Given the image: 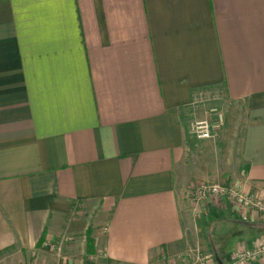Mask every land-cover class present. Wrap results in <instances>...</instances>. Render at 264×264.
I'll use <instances>...</instances> for the list:
<instances>
[{
	"label": "crops",
	"instance_id": "crops-1",
	"mask_svg": "<svg viewBox=\"0 0 264 264\" xmlns=\"http://www.w3.org/2000/svg\"><path fill=\"white\" fill-rule=\"evenodd\" d=\"M201 182L264 200V0H0V264H230L264 242L263 216L195 212Z\"/></svg>",
	"mask_w": 264,
	"mask_h": 264
},
{
	"label": "built area",
	"instance_id": "built-area-1",
	"mask_svg": "<svg viewBox=\"0 0 264 264\" xmlns=\"http://www.w3.org/2000/svg\"><path fill=\"white\" fill-rule=\"evenodd\" d=\"M222 111L216 107H210L206 115L199 119H193L189 123V133L198 139H209L216 136L215 131L223 124ZM194 210L197 212L202 206H210L221 200V205L229 208H238L264 217V200L258 199L250 193L227 184L201 182L194 184L189 191ZM198 213V212H197ZM198 215V214H197ZM201 264H215L212 256H199ZM264 264V242L250 248L237 250L231 258L230 264Z\"/></svg>",
	"mask_w": 264,
	"mask_h": 264
},
{
	"label": "trees",
	"instance_id": "trees-1",
	"mask_svg": "<svg viewBox=\"0 0 264 264\" xmlns=\"http://www.w3.org/2000/svg\"><path fill=\"white\" fill-rule=\"evenodd\" d=\"M86 240H87V244H88V246H89V248H90V245H91V243H92V239H91V237L89 236V234H87V238H86Z\"/></svg>",
	"mask_w": 264,
	"mask_h": 264
},
{
	"label": "rangeland",
	"instance_id": "rangeland-1",
	"mask_svg": "<svg viewBox=\"0 0 264 264\" xmlns=\"http://www.w3.org/2000/svg\"><path fill=\"white\" fill-rule=\"evenodd\" d=\"M220 129H221V128H220ZM220 129H219V130H220ZM216 136H217V132H216ZM216 136H215V137H216ZM195 138H196V137H195ZM197 139H198V138H197ZM202 140H203V139H202Z\"/></svg>",
	"mask_w": 264,
	"mask_h": 264
}]
</instances>
